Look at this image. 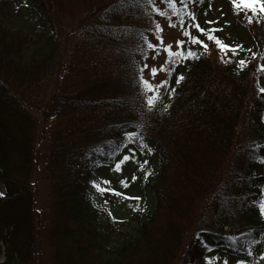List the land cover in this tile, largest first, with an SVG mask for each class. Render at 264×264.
<instances>
[{
    "label": "trees",
    "instance_id": "1",
    "mask_svg": "<svg viewBox=\"0 0 264 264\" xmlns=\"http://www.w3.org/2000/svg\"><path fill=\"white\" fill-rule=\"evenodd\" d=\"M210 1L197 0L195 17ZM223 1L250 38L200 24L242 47L222 54L194 30L207 50L182 40L175 51L199 58H167V84L149 111L137 68L150 51L142 37L154 29L151 4L0 0V264L41 262L31 182L39 130L40 142L48 136L50 264H204L222 250L229 264H264V15ZM129 131L138 133L131 142ZM125 151L133 167L117 191L94 187V173Z\"/></svg>",
    "mask_w": 264,
    "mask_h": 264
},
{
    "label": "rangeland",
    "instance_id": "2",
    "mask_svg": "<svg viewBox=\"0 0 264 264\" xmlns=\"http://www.w3.org/2000/svg\"><path fill=\"white\" fill-rule=\"evenodd\" d=\"M187 3V10L191 12L198 11L197 6V0H186ZM156 6L161 8L163 11L168 13L167 16H161L158 13L155 12L154 15V26L153 30L150 36V42L157 44L158 47L156 49H150L149 54L146 56L143 64H148L150 67L154 66L158 69L155 76L150 75V68L144 69V76L150 80L152 84H159L160 81L163 80L165 75V66L167 63V52L165 51V46L171 45L172 49L175 51L177 49V40H189L188 37H185L182 33L183 31H189L193 32L195 27L193 26L195 23H198L199 25L204 23V26H209L211 28H215L216 30H230V35L239 34L241 38L249 39L250 35L247 32V30L242 27L241 25H237L235 23L234 18H232V15L230 14L229 7L225 4L223 0H211L204 9H202L195 17V21H192L190 17H187L186 13L182 10V15L184 16V24L181 25L179 22V18L176 15H173L171 12V9L168 8L167 4L161 0H156L155 2ZM211 5V6H209ZM177 6L180 7L179 0H177ZM169 21H171V24L175 26H170ZM211 23H208V22ZM63 27H67V25L70 23L69 20L65 19L63 21ZM159 24L162 31L158 33L159 36H161L162 43L158 40H156V28L155 25ZM236 24V25H234ZM234 32V33H232ZM222 33V32H221ZM65 34H70L69 30L65 32ZM64 35L61 37V40H64ZM70 45V44H69ZM66 46V52L64 53L63 58V66H65L67 59H68V51L70 49V46ZM65 48V47H64ZM164 65L163 70H160V66ZM260 67L264 66V54L260 58ZM54 78H49L47 82V90L44 92L43 96L41 97V103L40 108L42 110H45L48 106V103L50 101V95L53 93L55 84L53 82ZM59 81V77H57V82ZM257 81L260 86H264V76H259L257 78ZM161 90V89H160ZM159 90V91H160ZM41 112L36 111V117L38 121L41 122ZM47 130V127H46ZM41 130H39V134H37V158L38 163L36 170L32 174L31 182L33 184V190L36 197V210H37V223L39 225V249H40V255H41V262L39 264H50L49 263V238H48V228H49V206H50V190H49V182L47 179V176L45 174L44 169V161L43 157L46 154L47 151V140L48 136L45 133V137L41 142L39 141L42 137ZM129 153L127 151L124 152V154H120L116 156L113 160H111L110 163H108L105 166H101L95 173L93 181L96 182V184L99 185L100 189H102L103 192L109 193L112 190L115 189L117 191V186L119 185V178L125 177V175L128 172L129 167H133V164L129 160L124 161L121 164L120 170H116L115 164L119 162L122 157ZM149 159V158H146ZM152 159V158H151ZM43 161V162H42ZM149 162V161H148ZM153 162V161H152ZM151 162V163H152ZM149 167V166H148ZM105 181L109 183H105ZM118 182V183H117ZM138 188L134 190V194H137L139 198L144 199L145 192L138 191ZM264 191V186H263ZM93 195L94 199L99 202L100 199L96 197V194L92 191L91 195ZM122 215V213H120ZM218 250V249H217ZM216 250V251H217ZM225 252L224 250L216 253L212 252L209 253L206 257L212 258V264H223V262L226 260L227 264H229V260L225 258ZM230 257L232 254H229ZM1 258L0 260H2ZM35 264H38L37 261ZM207 264V261L205 262Z\"/></svg>",
    "mask_w": 264,
    "mask_h": 264
},
{
    "label": "snow or ice",
    "instance_id": "3",
    "mask_svg": "<svg viewBox=\"0 0 264 264\" xmlns=\"http://www.w3.org/2000/svg\"><path fill=\"white\" fill-rule=\"evenodd\" d=\"M137 2H139V0H137ZM163 2H165L167 4L168 8L171 9L172 14L176 15L179 18V22L181 25L184 24V16L182 15V10L184 13H186L187 17H190L192 21H195V13L187 10L188 6L186 3V0H179L180 7L177 6V0H163ZM200 2L202 3L203 0H200ZM145 3L151 4L152 5V11L158 13L159 15H161V16H167L168 15V13H166L161 8L156 6L155 0H145ZM231 4H232V7L234 9L243 8V9L250 10L254 15H256V14L264 15V0H231ZM209 6H211V5H209ZM248 20H249V22H252V16H249ZM257 22H259V21H257ZM208 23H211V22L209 21ZM169 24H170V26H175V25L171 24V21H169ZM193 26L195 27V29L198 32L206 33L207 39L209 41H214L216 46L219 48V50L222 54H226L227 52H231L232 55L235 56L237 54V49L242 47L241 45H230V44L224 43L219 37L213 35L211 31H209L205 28H201L198 23H195ZM155 28H156V32H157V35L155 38H156V40H158L162 43L163 38L158 35V33L162 31V29H161L159 24H156ZM212 31H215V30H212ZM182 34L185 37H188L193 44H200L203 46V48L205 50H207L208 45L205 44L204 40L201 39L199 36L192 35V33L189 31H183ZM142 38L146 42L148 49H156L158 47L157 44H154V43L148 41L147 37H142ZM176 43H177V46H179V45L184 44L185 41L177 40ZM165 51L167 52V56L169 57V63L175 62L176 57H180L181 59H187V58L198 59L199 58L197 52L192 51L191 49H188L187 52L174 51L172 49L171 45H167V46H165ZM253 55H255V54L253 53ZM221 60L224 63H228V62H230L231 57H229L227 60H225L224 56L222 55ZM246 63H247V61L244 59H240L238 61V64L241 67H243ZM146 68H150V75L151 76H155L158 69L154 66L150 67L146 63L142 67L137 68V73H138L137 85H138V87L139 86L143 87L144 92L141 93V96H142V99L144 100V102L146 103L148 110L151 111L153 109L154 105L160 99V91L159 90L161 89L162 86H166L167 81L162 80V81H160L159 84H155V85L152 84L150 82V80L148 78H146L143 74L144 69H146ZM163 68H164V65H161L160 70H163ZM262 68H264V66H262ZM169 74H171V73L169 72ZM182 79H183V75L177 76L176 83L178 84L180 82V80H182ZM171 91H174V89ZM171 91H169V93H168L169 95H171ZM259 91L264 93V87H259ZM138 127H139V125H138ZM137 136H138V133L133 132V131H129V132L124 133V138L129 140L130 142L132 140H134ZM140 142H141L142 148L146 147V145H144V143H143V137H140ZM116 150L117 151L119 150V146L117 147ZM129 151L134 153L135 149H129ZM148 151L151 152V149L148 148ZM132 158L133 159L135 158L134 155ZM128 159H129V155L125 154L122 157V159L115 164L116 170H120L121 164L124 161H127ZM260 159H261V162H264V157H261ZM144 163L146 164L147 161H145ZM141 167H143V165H141ZM145 175H147V173H145ZM132 179H136V177L133 176ZM91 183L98 190L102 191V189H100L99 185L96 184L95 181H91ZM105 183H109V182L105 181ZM0 195H3V193H0ZM135 199H139V197H136ZM259 211H260V214L262 216H264V200H261L259 202ZM249 254H251V253H249ZM205 259L207 261V264H212V258L206 257ZM223 264H227V261L225 260L223 262ZM237 264H245V262L241 260V261H238Z\"/></svg>",
    "mask_w": 264,
    "mask_h": 264
}]
</instances>
